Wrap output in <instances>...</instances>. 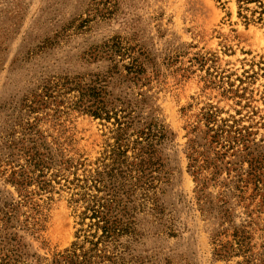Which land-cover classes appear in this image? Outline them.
<instances>
[{"label":"rangeland","instance_id":"rangeland-1","mask_svg":"<svg viewBox=\"0 0 264 264\" xmlns=\"http://www.w3.org/2000/svg\"><path fill=\"white\" fill-rule=\"evenodd\" d=\"M261 11L238 0H0V264L91 249L102 233L81 217L107 194L97 181L115 114L131 116L120 141L130 162L146 128L166 139L154 187L121 195L129 228L94 264H264ZM94 87L111 120L79 103Z\"/></svg>","mask_w":264,"mask_h":264},{"label":"trees","instance_id":"trees-1","mask_svg":"<svg viewBox=\"0 0 264 264\" xmlns=\"http://www.w3.org/2000/svg\"><path fill=\"white\" fill-rule=\"evenodd\" d=\"M221 2L222 0H218ZM240 4L258 3L262 8L261 15H264V4L261 0H238ZM262 18L261 20H263ZM112 50H108L110 52ZM135 65L130 69L135 70ZM139 74V72H136ZM79 103L83 104L84 100L89 104L85 111L91 116L97 119L111 120L112 111H110L108 102L103 94V90L94 88L82 89L80 92ZM122 113H126L127 110H122ZM129 114V113H128ZM118 125L116 130L117 143L112 153L111 164L106 165L102 173H98V185H103L104 191L107 192L105 196L98 197L93 196L87 211L81 217L82 225L84 221L89 219L91 223L89 228H95L101 231V235L95 236L96 241H91V249L79 254L77 251L81 248L74 247L66 251L64 255L59 256L56 260V264H94L95 260L107 259L108 247L111 245H117L120 237L127 233L129 228L128 222H124L121 218L117 217L116 212L122 213L124 211L127 214L125 208L121 209V195L130 196L137 188L140 187H154L155 178L154 172H157L161 166L160 160L157 158V145L162 143L166 139V132L163 128H158V124L152 125L143 132L140 133V139H143L145 143L143 146L141 142L136 141V144L141 145L138 153L134 156V161L130 162L127 157V151L124 150V146L120 141H126L124 137L127 136V130L130 127V114L128 117L123 116V119H127V122H122L118 118L117 114L113 115ZM127 125L124 127V125ZM127 147V146H125ZM195 174L199 173L197 166H192ZM107 178V182L105 181ZM100 189V188H99ZM16 259L21 258L20 252L16 251ZM111 259V258H109Z\"/></svg>","mask_w":264,"mask_h":264}]
</instances>
